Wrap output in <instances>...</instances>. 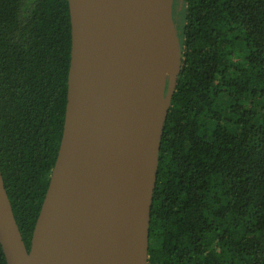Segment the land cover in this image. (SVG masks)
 Instances as JSON below:
<instances>
[{
    "label": "trees",
    "instance_id": "16d2710c",
    "mask_svg": "<svg viewBox=\"0 0 264 264\" xmlns=\"http://www.w3.org/2000/svg\"><path fill=\"white\" fill-rule=\"evenodd\" d=\"M182 1L147 264H264V0ZM70 52L67 0H0V170L27 250L62 137Z\"/></svg>",
    "mask_w": 264,
    "mask_h": 264
},
{
    "label": "water",
    "instance_id": "95a60500",
    "mask_svg": "<svg viewBox=\"0 0 264 264\" xmlns=\"http://www.w3.org/2000/svg\"><path fill=\"white\" fill-rule=\"evenodd\" d=\"M70 65L63 132L27 250L0 170V244L7 264H70L89 207L116 226V264H147L149 213L162 123L180 63L166 74L159 106L144 109L148 81L173 0H67ZM179 45V37H178ZM133 146V147H131ZM137 151L134 215L113 203L106 179L120 154ZM90 230V229H89Z\"/></svg>",
    "mask_w": 264,
    "mask_h": 264
},
{
    "label": "bare ground",
    "instance_id": "6f19581e",
    "mask_svg": "<svg viewBox=\"0 0 264 264\" xmlns=\"http://www.w3.org/2000/svg\"><path fill=\"white\" fill-rule=\"evenodd\" d=\"M107 1L97 0L99 25L105 23ZM178 34L179 25L175 20H172L171 27L161 37L155 64L148 81L144 109L149 113H152L151 111H154L160 104L161 99L158 98V94L162 90L165 75H173L177 68L179 60ZM133 148H130V152L127 150L120 154L119 160L115 162V167L108 174L105 182L110 200L124 208L131 217L134 215L137 177V169L134 165L137 151ZM79 231L80 235L76 239L70 264L117 263L119 251L116 237L118 230L105 215L97 213L93 207H89L82 219Z\"/></svg>",
    "mask_w": 264,
    "mask_h": 264
},
{
    "label": "rangeland",
    "instance_id": "374dc122",
    "mask_svg": "<svg viewBox=\"0 0 264 264\" xmlns=\"http://www.w3.org/2000/svg\"><path fill=\"white\" fill-rule=\"evenodd\" d=\"M182 0H173V7H172V17L175 22L178 24V18L180 16V11L182 9Z\"/></svg>",
    "mask_w": 264,
    "mask_h": 264
}]
</instances>
